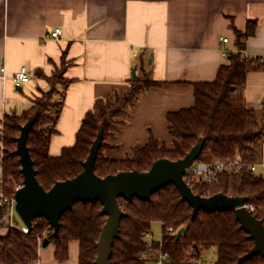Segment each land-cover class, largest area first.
<instances>
[{
  "label": "trees",
  "instance_id": "trees-1",
  "mask_svg": "<svg viewBox=\"0 0 264 264\" xmlns=\"http://www.w3.org/2000/svg\"><path fill=\"white\" fill-rule=\"evenodd\" d=\"M256 24L248 22L244 33L235 32L234 52H228L229 65L222 66L212 83L193 85L194 104L191 108L170 112L166 115L168 133L173 147L159 145L153 136L141 148H134L123 160H112L104 155L113 149L108 145L111 128L116 116L131 104L136 93L152 88H161L164 82L137 75L127 92L115 102L97 100L88 112L76 134L75 144L63 149L60 156L48 154L52 135L63 107V95L55 98L57 86L65 88L69 82L62 77L63 69L48 78L50 89L43 91L34 106L21 115H5L2 119L1 142V193L12 198L17 188L23 186L20 158L15 155L20 129L31 118L34 123L27 138V148L36 179L48 192L55 183L75 178L83 171V163L89 156L99 129H103L102 143L94 166L99 178L120 172L150 170L154 162L167 159L175 162L185 158L200 139L204 140L197 163L211 164L217 160L233 159L240 155L244 163H257L260 156V120L263 113L245 107L243 91L249 72L263 71L264 64L244 55L245 42L254 35ZM194 195L208 198L216 194L246 199V205L254 207L250 212L264 225V174H255L247 169L231 175L218 176L211 184H197L185 179ZM124 213L120 222L119 237L112 247L110 264H142V253L154 261L159 252L168 256L169 264H191L202 261V255L215 250L212 264H264L261 256L239 260L253 248L254 241L241 228L235 214L227 212H204L200 210L192 220V208L182 200L173 185L152 194L149 201L134 198L131 202L119 200ZM100 202L73 205L59 220L58 236L44 218L36 219L30 233H21L9 226L0 236V264H38V252L44 240L53 246V258L57 263L69 259L70 244H78V264H95L96 243L107 217L102 214ZM7 217L6 206L0 208V219ZM161 224V240H148L151 225ZM172 228L173 233H168ZM185 228L186 233L176 238V233ZM48 245V246H49ZM148 245H151L150 248Z\"/></svg>",
  "mask_w": 264,
  "mask_h": 264
},
{
  "label": "crops",
  "instance_id": "crops-1",
  "mask_svg": "<svg viewBox=\"0 0 264 264\" xmlns=\"http://www.w3.org/2000/svg\"><path fill=\"white\" fill-rule=\"evenodd\" d=\"M248 22L256 28L244 55L264 64V0H0V133L3 117L32 108L50 89L47 79L63 69L69 84L57 86L55 98L63 95V107L48 148L57 158L74 146L97 100L115 102L127 92L135 68L136 75L141 71L165 85L139 91L115 117L108 140L113 149L104 155L123 160L151 136L171 149L167 113L193 106V85L214 82L218 70L229 65L222 51H235V32L244 33ZM56 28L62 30L59 40L49 37ZM22 67L29 82L16 86L13 77ZM243 98L247 109L263 113L264 70L247 74ZM260 121L257 163L264 164L263 115ZM1 152L0 142V177ZM10 223L24 228L14 216ZM0 225L9 226L8 218ZM8 230L0 226V236ZM71 244L68 261L60 264H70ZM53 252L48 259L59 264Z\"/></svg>",
  "mask_w": 264,
  "mask_h": 264
},
{
  "label": "water",
  "instance_id": "water-1",
  "mask_svg": "<svg viewBox=\"0 0 264 264\" xmlns=\"http://www.w3.org/2000/svg\"><path fill=\"white\" fill-rule=\"evenodd\" d=\"M135 71L134 68L132 70L133 79L137 78ZM33 123L34 118H31L21 127L15 151V155L20 158L23 177V186L14 195L15 213L26 228L27 233L31 232L32 224L36 219L44 218L53 228L54 236L57 237L60 217L65 212L71 211L75 203L89 202L93 204L100 202L103 206L102 214L107 217V220L96 243L95 264H110L112 247L114 241L119 237L120 222L124 216L118 201L131 202L137 198L147 202L155 192L173 185L179 191L182 200L192 208V220L195 219L200 210L204 212L232 211L241 228L254 241L253 248L239 262L258 255L264 260V225L246 210L244 207L247 202L246 199L227 197L222 194L204 198L194 195L186 184L184 180L186 170L199 158L204 145L203 139H200L181 160L172 162L161 159L154 162L147 172H120L116 175L99 178L94 173V166L103 138V129L100 128L90 148L89 156L83 163V171L73 179L55 183L46 192L36 179V172L27 148V138ZM185 233V228L179 230L176 233V238ZM48 245V240H44L42 247L46 248Z\"/></svg>",
  "mask_w": 264,
  "mask_h": 264
},
{
  "label": "built area",
  "instance_id": "built-area-1",
  "mask_svg": "<svg viewBox=\"0 0 264 264\" xmlns=\"http://www.w3.org/2000/svg\"><path fill=\"white\" fill-rule=\"evenodd\" d=\"M62 35V30L60 28L54 29L49 37L54 40H59ZM223 44H228L227 39L222 40ZM228 55V52L222 51V56L226 57ZM2 78L6 79L4 76V68L1 69ZM13 82L16 84V86L24 85L29 82V76L27 72L26 67H22L18 73L15 74L13 77ZM247 169L248 171L255 173V174H264V164H258V163H244L240 155H236L233 159L228 160H217L214 161L211 164L207 163H197L195 162L191 167H189L186 170L184 180L187 179L193 183L197 184H211L216 181L218 176L223 174L231 175L232 173L239 172L242 169ZM20 189L17 188L16 191ZM6 206L7 211V218L9 220V227L11 229H17L21 233H27L26 228H18L14 224H11L10 221L15 213V206L16 201L15 197L12 198H6L2 195L0 192V208L3 206ZM246 210L250 213L253 212L255 209L252 206L244 205ZM168 233H173V229H168ZM146 238L148 240L152 239L150 235H147ZM160 242V241H159ZM151 245H148L150 248ZM142 264H169L170 260L168 256L162 254L159 252L158 257L154 261H150L148 259V255L146 253H142L139 257ZM191 264H205L203 261H196L191 262Z\"/></svg>",
  "mask_w": 264,
  "mask_h": 264
},
{
  "label": "rangeland",
  "instance_id": "rangeland-1",
  "mask_svg": "<svg viewBox=\"0 0 264 264\" xmlns=\"http://www.w3.org/2000/svg\"><path fill=\"white\" fill-rule=\"evenodd\" d=\"M140 76L143 77L141 71L139 72ZM41 98V97H40ZM58 98V97H57ZM14 219L15 221H19L21 222V220L19 219V217L17 216V214H14ZM21 225L22 222L20 223ZM151 238L152 240L154 241H160L161 240V224L160 223H153L151 225ZM71 260H70V264H77V257H78V245L77 243H72L71 244ZM53 249V246L49 245L47 248H42V254L41 256L39 257V259L41 260V264H51V262L49 261V253L52 251ZM214 252L215 250L212 249L210 252H208L206 255H205V262L207 264H210V263H213L215 257H214ZM75 253V255H74Z\"/></svg>",
  "mask_w": 264,
  "mask_h": 264
}]
</instances>
